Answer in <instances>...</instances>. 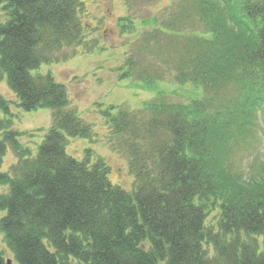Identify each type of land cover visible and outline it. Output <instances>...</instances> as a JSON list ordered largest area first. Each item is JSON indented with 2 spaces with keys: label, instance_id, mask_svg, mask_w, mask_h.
<instances>
[{
  "label": "trees",
  "instance_id": "1",
  "mask_svg": "<svg viewBox=\"0 0 264 264\" xmlns=\"http://www.w3.org/2000/svg\"><path fill=\"white\" fill-rule=\"evenodd\" d=\"M172 7L161 24L145 22L150 39L168 46L163 61L136 72L155 96L142 110L103 112L109 144L133 177L128 192L93 150L81 160L68 153L70 139L91 138L90 127L70 110L66 87L40 71L80 47L84 1L0 0V82L19 109L52 112L33 155L0 95V167L9 147L17 158L0 174L9 189L0 195V233L18 264H264V167L248 176L234 164L240 149L261 145L264 0ZM166 77L199 96L173 101L160 88ZM213 207L220 215L210 229Z\"/></svg>",
  "mask_w": 264,
  "mask_h": 264
},
{
  "label": "rangeland",
  "instance_id": "2",
  "mask_svg": "<svg viewBox=\"0 0 264 264\" xmlns=\"http://www.w3.org/2000/svg\"><path fill=\"white\" fill-rule=\"evenodd\" d=\"M85 10L82 17L85 36L76 49H65L62 54L68 60L58 64L44 65L41 73H52L56 81L66 86L70 110L77 111L83 123L90 127L91 138H72L68 153L78 160L84 159L86 150H93L111 168L110 178L114 184L132 192L133 177L127 168L126 159L115 153L110 144V129L106 125L103 112L112 107H124L130 111L142 110L155 93L145 90L138 81L139 67H147L164 60L168 49L166 39L152 41L153 28H146L145 22L157 19L158 25L168 17V11L177 0H83ZM4 12L0 8V24L4 23ZM161 37V36H160ZM146 38V40H145ZM156 58V59H155ZM132 62L135 66L131 69ZM139 65V66H138ZM167 67L161 64V72ZM131 71V72H130ZM124 73H131L123 79ZM160 88L169 93L176 102H187L191 93L193 98L199 91L191 85L181 87L171 77L160 83ZM197 94V95H196ZM0 95L10 104L14 130L22 134L19 142L28 147L35 155L52 126V112L39 109L25 112L18 108V101L7 85L6 79L0 82ZM258 147L242 148L234 158L237 171L255 176L264 167V117L259 119ZM258 130V129H257ZM17 158L8 148L0 167L1 173H9ZM8 187H0V195L7 194ZM5 213L0 212V219ZM220 211L213 207L209 212L206 226L217 228ZM0 252L4 261L18 264L7 248L0 233Z\"/></svg>",
  "mask_w": 264,
  "mask_h": 264
},
{
  "label": "water",
  "instance_id": "3",
  "mask_svg": "<svg viewBox=\"0 0 264 264\" xmlns=\"http://www.w3.org/2000/svg\"><path fill=\"white\" fill-rule=\"evenodd\" d=\"M8 264H10V261H8Z\"/></svg>",
  "mask_w": 264,
  "mask_h": 264
}]
</instances>
